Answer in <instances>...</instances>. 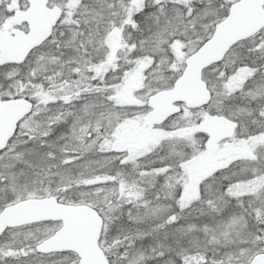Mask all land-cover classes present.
I'll use <instances>...</instances> for the list:
<instances>
[{"label": "snow or ice", "instance_id": "snow-or-ice-1", "mask_svg": "<svg viewBox=\"0 0 264 264\" xmlns=\"http://www.w3.org/2000/svg\"><path fill=\"white\" fill-rule=\"evenodd\" d=\"M0 264H264V0H0Z\"/></svg>", "mask_w": 264, "mask_h": 264}]
</instances>
